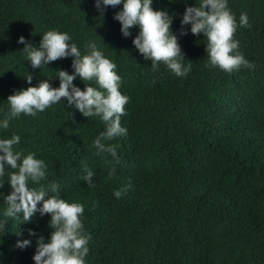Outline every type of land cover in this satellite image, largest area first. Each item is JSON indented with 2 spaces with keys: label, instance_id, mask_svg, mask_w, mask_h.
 <instances>
[{
  "label": "trees",
  "instance_id": "trees-1",
  "mask_svg": "<svg viewBox=\"0 0 264 264\" xmlns=\"http://www.w3.org/2000/svg\"><path fill=\"white\" fill-rule=\"evenodd\" d=\"M193 3L151 4L173 15L170 30L182 63L191 62L187 74L176 76L163 63L153 69L135 50V26L128 37L121 35L113 19L120 5L101 15L93 0H0V117L13 89L48 77L55 87V70L71 72V57L32 68L16 42L22 35L38 45L40 34L52 28L67 32L81 52L96 41L116 64L119 91L128 97L119 121L126 134L103 141L115 147L116 158L92 144L104 123L83 117L63 98L0 129V138L20 137L15 149L45 162L40 184L46 190L55 183L59 196L83 205L85 264H264V0H227L237 21L233 38L254 65L231 72L205 66L202 34L187 32L185 24L180 35V15ZM241 12L246 26L239 25ZM72 83L97 86L78 78ZM86 170L93 173L91 183L83 179ZM8 191L5 180L0 192ZM48 219L35 213L26 223L0 217V264H33L34 238L23 249L14 243L28 228L47 238Z\"/></svg>",
  "mask_w": 264,
  "mask_h": 264
},
{
  "label": "clouds",
  "instance_id": "clouds-1",
  "mask_svg": "<svg viewBox=\"0 0 264 264\" xmlns=\"http://www.w3.org/2000/svg\"><path fill=\"white\" fill-rule=\"evenodd\" d=\"M152 0H93V7L102 15L105 7L120 8L113 13V19L119 22V31L123 37L130 35L129 29L137 28L131 44L144 60H150L155 69L163 63L171 73L183 76L190 71L191 62L185 61L177 42V36L170 30L173 15L166 9H153ZM240 26L247 25V14L241 12L238 19ZM180 35L185 34L183 26L188 25L187 32L193 35L202 34L207 66H215L225 72H231L243 66L253 68L238 50V41L233 38L237 27L234 14L227 7V0H194L186 4L180 15ZM67 32L54 28L40 34L38 45L18 36L16 42L21 48L32 68H39L58 58L71 57V72L55 70L58 84L50 85L52 77L38 80L35 85L13 89L7 95V112L0 117V129H7L9 121L24 115L36 116L52 104L63 98V103L74 108L83 117L97 116L104 128L93 138L92 144L98 152L103 151L116 158V149L112 144L103 141L114 136L126 134V128L120 125V116L124 114V105L128 97L119 91L120 76L116 64L106 57L97 46L89 40L85 51L70 42ZM101 42V41H100ZM74 78L81 82L94 80L96 87L83 83V89L73 84ZM24 80L30 82L32 77L25 73ZM20 137L12 133L7 138H0V185L5 180L9 191L0 192L2 210L0 217L20 219L28 222L33 214L48 215L47 227L50 229L47 238L38 235L32 228L26 229L27 236L17 239L14 247L23 249L35 240L31 256L33 264H85L88 253L89 234L83 228L81 214L83 205L77 201H68L57 194L55 183L47 190L40 184L45 177L46 164L31 151H21L13 146ZM6 169L8 171L6 172ZM93 173L86 170L84 181L91 183ZM109 176L112 170H109ZM30 183L32 186H30ZM119 197L121 190H114ZM21 215L18 217L17 214ZM5 220H0V235L3 233ZM20 236L18 231L15 232Z\"/></svg>",
  "mask_w": 264,
  "mask_h": 264
}]
</instances>
